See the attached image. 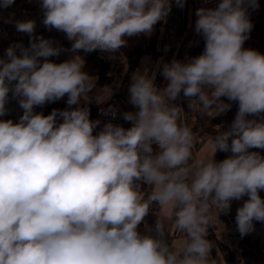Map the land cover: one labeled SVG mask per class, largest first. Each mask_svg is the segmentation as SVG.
I'll return each mask as SVG.
<instances>
[{
  "label": "clouds",
  "instance_id": "obj_1",
  "mask_svg": "<svg viewBox=\"0 0 264 264\" xmlns=\"http://www.w3.org/2000/svg\"><path fill=\"white\" fill-rule=\"evenodd\" d=\"M14 2L0 0V8ZM39 3L44 25L64 32L73 53L116 52L127 45L124 37L150 35L172 6L170 0ZM248 7H258L256 0L197 9L204 50L163 64V89L154 73H133L129 102L137 111L123 114L132 124L127 129L109 122L94 134L100 121L90 120L87 107H71L94 86L81 56L53 62L65 49L43 37L27 48L9 46L0 58V116L10 91L24 111L19 122L0 120V264H214L207 239L213 207L228 211L247 196L237 209L238 231L246 235L254 221L264 222V156L250 151L264 149V54L243 47L253 27ZM15 27L31 36L36 23L18 20ZM181 92L190 108L197 103L206 113L229 110L222 97L238 103L231 128L213 137L211 159L193 162V132L173 103ZM65 95L68 109L34 112ZM217 150L232 155L216 162ZM142 183L152 188L147 197ZM154 202L173 210L175 228L186 235L179 247L167 242L160 219L155 235L139 230Z\"/></svg>",
  "mask_w": 264,
  "mask_h": 264
},
{
  "label": "crops",
  "instance_id": "obj_2",
  "mask_svg": "<svg viewBox=\"0 0 264 264\" xmlns=\"http://www.w3.org/2000/svg\"><path fill=\"white\" fill-rule=\"evenodd\" d=\"M196 1L184 0V6L177 5L176 0H170L171 11L165 20L159 21L150 35L124 37L126 46H122L116 52H92L71 51L72 41H69L66 34L49 29L43 23V10L39 0H15L8 8H0V20L11 22L34 20L36 27L31 36L27 33L18 32L15 27V34L11 38L0 36V58L6 59V51L9 46L23 45L30 47L32 40H52L54 45L62 46L65 51L56 57H50L53 62L60 63L73 55H79L84 60V71L91 77L93 83L92 91L81 99L77 106L87 107L90 110V120L96 115L100 108H108L120 113L121 120L126 128L132 126L131 122L123 118L125 112H135L137 109L129 102V87L132 82V75L137 71L147 70L151 76L155 74V84L158 88L166 87L167 81L162 76V67L173 59L186 62L188 58L202 54L205 41L195 31ZM258 7H248L247 13L253 25L248 33V39L244 42L245 49H253L264 54V0H256ZM17 54H20L17 48ZM67 95L54 102H46L42 106L34 107L35 113L50 114L53 110H66ZM224 103H231L229 110L218 113V110L204 112L199 104L194 103L189 107V101L184 97L183 92L173 101L183 109L181 123L188 126L194 136L193 162L200 159H211L214 153L212 146L213 137L218 131H228L237 114V102H230L222 97ZM6 113L2 120L19 122L23 115V109L19 106L18 98L10 91L6 102ZM236 108V110H235ZM58 123L62 122L60 117ZM96 134V133H94ZM154 150L157 146L153 145ZM258 151L264 156V149H250ZM230 151L217 150L214 160L220 162L231 156ZM142 195L147 197L151 194L152 188L147 184H141ZM264 199V190L259 192ZM248 197L241 200H233L228 211H221L212 208L214 224L208 228L209 239L213 243L211 257L214 264H264V222L254 221V228L246 235H241L236 224L237 209L241 207ZM160 219L165 229V239L169 244L179 247L186 239V235L175 228L173 210L167 211L160 208L155 202L151 205L144 222L139 226L141 232L151 230L155 235V222Z\"/></svg>",
  "mask_w": 264,
  "mask_h": 264
},
{
  "label": "built area",
  "instance_id": "obj_3",
  "mask_svg": "<svg viewBox=\"0 0 264 264\" xmlns=\"http://www.w3.org/2000/svg\"><path fill=\"white\" fill-rule=\"evenodd\" d=\"M219 2H221V0H197L196 8L199 9L201 7H216ZM14 34L15 25L11 22L0 20V36L11 38L14 36ZM0 120H2V116H0ZM91 120L100 121L99 125L94 130V133L99 132L103 128L104 124L109 122L115 125L123 126L125 129H127L121 120L120 113L108 108H100Z\"/></svg>",
  "mask_w": 264,
  "mask_h": 264
},
{
  "label": "trees",
  "instance_id": "obj_4",
  "mask_svg": "<svg viewBox=\"0 0 264 264\" xmlns=\"http://www.w3.org/2000/svg\"><path fill=\"white\" fill-rule=\"evenodd\" d=\"M235 110H236V108H235ZM237 111H238V107H237ZM249 118L251 119V118H253V117H249Z\"/></svg>",
  "mask_w": 264,
  "mask_h": 264
}]
</instances>
